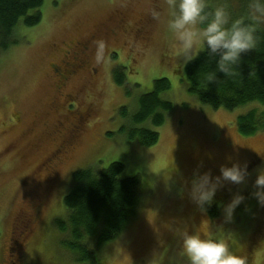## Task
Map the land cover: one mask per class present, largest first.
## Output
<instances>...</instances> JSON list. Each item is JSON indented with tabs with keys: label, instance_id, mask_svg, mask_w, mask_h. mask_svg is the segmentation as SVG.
Listing matches in <instances>:
<instances>
[{
	"label": "rangeland",
	"instance_id": "rangeland-1",
	"mask_svg": "<svg viewBox=\"0 0 264 264\" xmlns=\"http://www.w3.org/2000/svg\"><path fill=\"white\" fill-rule=\"evenodd\" d=\"M207 3L212 9L228 5L232 18L238 19L245 15L247 0ZM119 11L132 21L128 35L118 29L110 37L108 29L112 18L118 20ZM42 14L35 27L20 22L16 42L8 50L0 49V264L20 260L21 264H79L62 244L67 235L60 230V221L68 216L64 198L75 171L102 170L117 161L125 164L121 178L140 179V204L122 233L97 251L96 264H188L180 255V232L195 229L204 235L223 230L225 242L246 264H264V208L251 196L250 208H238L232 222H225L222 212L234 194L255 190L256 170L264 167V130L247 137L237 125L238 116L257 105L235 111L213 109L190 93L185 72H179L186 63L167 27L171 19L168 0H44ZM139 20L141 26L136 25ZM94 35L95 41L105 43L103 62L95 59L96 46L88 58L99 76L92 79L83 73L64 89L79 92L83 103L89 100L87 94L95 98L92 126L57 181L31 179V171L54 145L42 136L52 132L58 115L55 104L61 101L51 64H58L75 41ZM116 69L125 72V86L117 84ZM163 77L170 80L171 88L162 98L173 109L164 125L147 123L160 134L159 142L151 147L129 142L120 130L131 124L140 97L152 92L155 80ZM50 108L54 111L47 114ZM15 112L23 114L20 126H11ZM25 130L31 133L22 136ZM12 145L15 157L4 151H14ZM229 158L241 164L255 160L246 182L226 183L213 205L205 206V213L191 199L192 179L197 172L220 175L222 165L231 166ZM24 209L35 213V230L21 249V259L10 260L9 249L22 232L15 223Z\"/></svg>",
	"mask_w": 264,
	"mask_h": 264
},
{
	"label": "trees",
	"instance_id": "trees-1",
	"mask_svg": "<svg viewBox=\"0 0 264 264\" xmlns=\"http://www.w3.org/2000/svg\"><path fill=\"white\" fill-rule=\"evenodd\" d=\"M43 4L44 0H0L1 50H8L16 42L14 34L20 22L29 28L42 21ZM255 36V48L242 54L228 75L219 71L216 59L207 50L179 69L186 74L190 93L202 104L229 111L256 104L237 118L239 132L247 137L264 130V28L258 27ZM114 74L117 84L125 86V72L116 69ZM170 88L168 78L156 79L152 92L140 97L131 124L120 130L129 142L144 147L159 142L160 134L148 128L147 123L160 127L167 121L173 104L162 95ZM122 113L127 116L126 109ZM124 170L125 164L117 161L102 170L87 167L74 172L72 186L64 198L68 216L60 221L59 227L67 235L62 244L79 264H96L97 251L119 236L137 215L140 179L121 178ZM244 196L239 210L250 208L251 194L246 192Z\"/></svg>",
	"mask_w": 264,
	"mask_h": 264
},
{
	"label": "clouds",
	"instance_id": "clouds-1",
	"mask_svg": "<svg viewBox=\"0 0 264 264\" xmlns=\"http://www.w3.org/2000/svg\"><path fill=\"white\" fill-rule=\"evenodd\" d=\"M168 5L171 19L167 27L178 43V52L184 63L207 50L208 55L216 59L219 71L225 75L230 74L240 62L242 54L255 48V33L259 26L264 25V0H247L245 15L238 19L232 18L229 6L224 3L210 11L207 0H168ZM152 15L158 17L155 10ZM95 59L97 63L105 60V43L102 40L96 42ZM229 160L231 166L222 165L220 175L213 177L211 171L197 172L192 179L191 199L205 213V206L213 205L217 192L226 183L244 184L250 175L246 162L241 164L232 162L231 158ZM256 173L255 190L251 196L259 207L264 208V167H259ZM245 199L244 195L236 193L222 206L225 222L234 220L236 210ZM221 232L223 230L204 235L196 229L181 231V257H185L188 264H246L244 257L230 249Z\"/></svg>",
	"mask_w": 264,
	"mask_h": 264
},
{
	"label": "flooded vegetation",
	"instance_id": "flooded-vegetation-1",
	"mask_svg": "<svg viewBox=\"0 0 264 264\" xmlns=\"http://www.w3.org/2000/svg\"><path fill=\"white\" fill-rule=\"evenodd\" d=\"M120 15V16H119ZM118 20L113 18L112 26L108 29L107 35L114 36L118 29L123 30V33L127 36L128 30L131 26V20L129 16L122 11H119L117 15ZM137 26H141V21H135ZM141 28H139L140 30ZM96 36L92 38H84L82 40L75 41L69 49L64 50L63 58L58 64H51V70L57 80V86L60 90L61 101L56 102L55 109L57 111V118L54 122L52 132L42 136L46 139H50L54 142L52 151L46 155L39 166L32 170L30 173L31 179L44 177L46 180L55 182L59 179L64 166L74 157L78 147L88 129L91 128L95 119V110L97 103L95 98L87 94L88 102H81L79 100V92L64 91L70 83L83 73H89L90 77L94 79L98 75V68L92 66V62L88 60L90 58L91 50L96 46ZM90 54V55H89ZM92 66V67H91ZM86 104V105H84ZM54 108L47 110V114H51ZM13 124L11 126H20L23 123V114L15 112L10 117ZM31 130H25L22 136L28 135ZM21 140V139H20ZM22 141V140H21ZM34 146V145H33ZM14 151L10 152L9 149H5L6 154L12 153V157H15V146H11ZM23 150L22 147L18 150V155ZM5 155V154H4ZM21 157V156H20ZM258 158L255 157V159ZM253 159V161L255 160ZM252 161V162H253ZM248 164V171L253 163ZM35 221H37L36 215L31 210H22L16 220L15 226H19L21 234L19 238L14 240V245L10 247L8 257H14L18 260L21 259V249L25 246L31 235L35 230ZM19 232V231H18ZM21 261V260H20ZM20 261H14L12 264H21Z\"/></svg>",
	"mask_w": 264,
	"mask_h": 264
}]
</instances>
